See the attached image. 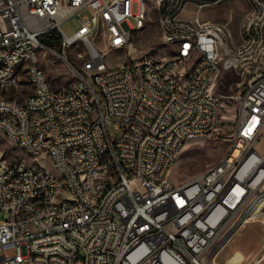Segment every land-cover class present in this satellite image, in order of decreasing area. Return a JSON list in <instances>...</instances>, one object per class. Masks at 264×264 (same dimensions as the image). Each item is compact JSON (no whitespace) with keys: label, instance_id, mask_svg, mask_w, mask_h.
Wrapping results in <instances>:
<instances>
[{"label":"built area","instance_id":"1","mask_svg":"<svg viewBox=\"0 0 264 264\" xmlns=\"http://www.w3.org/2000/svg\"><path fill=\"white\" fill-rule=\"evenodd\" d=\"M245 1L255 16L241 21L237 42L227 23L201 16L223 0H182L180 9L173 0H0V131L26 154L6 163L0 150V210L7 212L0 264H210L218 242L249 222V204H256L254 220H264V200H255L264 191V157L256 149L264 136V0ZM188 7L194 14H186ZM83 10L90 14L68 36L63 21ZM141 21H148L147 31L157 22L161 54L141 48ZM106 27H114V38ZM222 29L231 40H223ZM256 29H263V40H256L262 56L253 49L239 61L245 36L255 37ZM52 30L82 65L74 83L56 89L38 55L41 37ZM174 37L186 38V45H173ZM189 37H196L197 50H189ZM115 45L127 46L129 63H109ZM189 53L201 59L196 75L177 69ZM14 61L33 64V74L14 69ZM207 67L232 68L240 77L230 85L239 89L234 136L217 169L175 184L169 176L186 142L223 125V78H205ZM19 76L33 88L22 100L5 92ZM111 121L120 130L115 140ZM38 150H46L45 160H37ZM107 152L117 155L119 182L107 176ZM65 156L74 157L80 175H72ZM37 201L44 210H36Z\"/></svg>","mask_w":264,"mask_h":264},{"label":"rangeland","instance_id":"2","mask_svg":"<svg viewBox=\"0 0 264 264\" xmlns=\"http://www.w3.org/2000/svg\"><path fill=\"white\" fill-rule=\"evenodd\" d=\"M137 7L135 6V11ZM151 9H154L152 6ZM193 7L187 8L188 15L194 14ZM89 10H83L66 18L62 23V29L68 36H72L80 27V17L89 15ZM203 20H211L227 23L234 34V38L239 42V28L241 21L249 22L255 16V7H248L245 0H224L223 4L218 7H207L201 11ZM146 29L140 33L144 34V39L140 42L141 48L149 49L156 55L161 54L159 44L160 30L157 22L147 31ZM225 40H231V32L225 29ZM263 40V29L255 30V37L245 36V43L242 50L238 52L239 61L250 59V53L255 49V56H262V49H259V41ZM228 48L236 54L235 46ZM40 64L44 69L47 79L53 88L74 83L76 81L75 68H80L81 62L76 57L74 50L63 47L53 49L44 45L38 48ZM110 64L124 62L127 58V52L124 49H113L107 56ZM223 78V79H221ZM238 77L232 72V69L222 70L218 79H221L219 86V95L226 102V108L223 109L222 119L223 125L221 129L214 131L210 135L193 139L186 142L183 147L176 165L170 173V179L175 184L185 183L197 174H200L210 167L218 164L223 156H227L231 145L236 122L237 101L234 96L238 94L236 84L230 88L232 82L238 81ZM24 91H14V97L22 100L28 93L32 92V86L27 82ZM103 103H105L102 97ZM109 134L113 140L119 137V126L116 121L108 124ZM256 149L264 157V137L258 142ZM0 150L1 156L6 159V163H14L17 160L26 158V154L17 146H15L9 138L0 131ZM46 151L41 153L37 160H45ZM47 168L58 174L55 166L50 161H45ZM255 193V200H264V191ZM254 211L256 204H249V209H245L244 220L249 221L234 227L229 234L221 239L215 249L208 257L210 264H250L252 260H261L264 263V220H254ZM7 216V212L0 210V221ZM12 251L9 250L8 253Z\"/></svg>","mask_w":264,"mask_h":264},{"label":"bare ground","instance_id":"3","mask_svg":"<svg viewBox=\"0 0 264 264\" xmlns=\"http://www.w3.org/2000/svg\"><path fill=\"white\" fill-rule=\"evenodd\" d=\"M256 1H263V0H256ZM181 3L182 0H173V9H180ZM203 3L212 4L213 0H203ZM152 6L154 7V9H158V2H151V7ZM162 15H170V8H162ZM147 25H148V21H141L140 23H138V25H136V32L140 33L141 31L146 29ZM106 35L107 38H114V27H106ZM222 38L223 40H225V29H222ZM173 45H186V38L174 37ZM188 45H189V50H197L196 37H189ZM113 49H117V50L124 49L127 52V46L124 45H115L113 46ZM228 53L232 54L233 52H231V50L228 48ZM127 55L128 58L122 63H129L130 53H127ZM149 56H156V55L152 52H149ZM22 68H23V73L33 74V64H24L23 66V61H14V69H22ZM200 68H201V59H196V53H189L188 56L186 57V60H180V62H177V69H188L189 75L198 74ZM228 69H232V68L215 69L214 67H207L205 71V78L218 79L219 74L222 72V70H228ZM23 82H27V77L19 76V83L5 84V92L19 91L21 89V84H23ZM47 82L49 83L48 79ZM64 86H68V85H64ZM0 88H2V81H0ZM219 97L220 100H223L220 95ZM222 112L223 109H219V119H222ZM49 145H56V137H49ZM44 151L46 150H38L37 157ZM91 158H98V150H91ZM65 163H67V165H72V175L81 174V167L80 165H74L73 156H65ZM218 166H220V162L218 164H215L209 169H217ZM106 172H107V176H110L112 178V182H119L120 169L117 162V155H115L114 152L106 153ZM36 210H44V201H37ZM254 261L257 260H252L250 264Z\"/></svg>","mask_w":264,"mask_h":264},{"label":"trees","instance_id":"4","mask_svg":"<svg viewBox=\"0 0 264 264\" xmlns=\"http://www.w3.org/2000/svg\"><path fill=\"white\" fill-rule=\"evenodd\" d=\"M41 41L48 48L57 49L62 47V35L58 30H52L44 34Z\"/></svg>","mask_w":264,"mask_h":264},{"label":"crops","instance_id":"5","mask_svg":"<svg viewBox=\"0 0 264 264\" xmlns=\"http://www.w3.org/2000/svg\"><path fill=\"white\" fill-rule=\"evenodd\" d=\"M11 92H13V91H7V93H11ZM264 137V136H263ZM258 144V143H257ZM257 146V145H256ZM258 151V150H257ZM259 152V151H258ZM260 153V152H259ZM261 154V153H260ZM262 155V154H261ZM263 156V155H262ZM211 168V167H210Z\"/></svg>","mask_w":264,"mask_h":264}]
</instances>
